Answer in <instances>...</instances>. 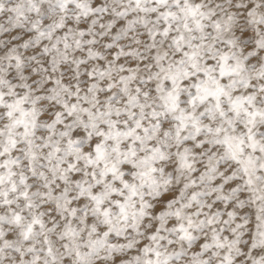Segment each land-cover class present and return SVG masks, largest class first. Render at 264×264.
I'll list each match as a JSON object with an SVG mask.
<instances>
[{"label":"snow or ice","instance_id":"6c2138e0","mask_svg":"<svg viewBox=\"0 0 264 264\" xmlns=\"http://www.w3.org/2000/svg\"><path fill=\"white\" fill-rule=\"evenodd\" d=\"M0 264H264V0H0Z\"/></svg>","mask_w":264,"mask_h":264}]
</instances>
